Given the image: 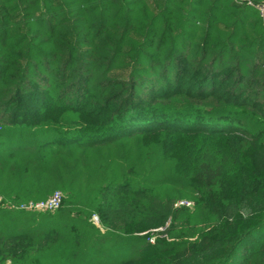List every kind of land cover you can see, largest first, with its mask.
<instances>
[{
	"label": "trees",
	"instance_id": "1",
	"mask_svg": "<svg viewBox=\"0 0 264 264\" xmlns=\"http://www.w3.org/2000/svg\"><path fill=\"white\" fill-rule=\"evenodd\" d=\"M0 196V264H264L260 13L0 0Z\"/></svg>",
	"mask_w": 264,
	"mask_h": 264
},
{
	"label": "built area",
	"instance_id": "2",
	"mask_svg": "<svg viewBox=\"0 0 264 264\" xmlns=\"http://www.w3.org/2000/svg\"><path fill=\"white\" fill-rule=\"evenodd\" d=\"M236 1L254 7L260 13L264 21V3H257L254 0H236ZM63 200H64V194L62 193V191H57L52 196H50L48 199L44 201L25 203V204H21L20 206L18 207L16 206V207L20 209L32 210V211L34 210L35 211H57L62 206ZM1 201H2V197L0 196V202ZM192 205L193 203L187 200L179 201L176 204V206H190V207ZM8 206H10V204ZM94 220L98 221L99 219L97 216H94ZM150 240L151 242H154L155 238L152 237Z\"/></svg>",
	"mask_w": 264,
	"mask_h": 264
},
{
	"label": "rangeland",
	"instance_id": "3",
	"mask_svg": "<svg viewBox=\"0 0 264 264\" xmlns=\"http://www.w3.org/2000/svg\"><path fill=\"white\" fill-rule=\"evenodd\" d=\"M251 210H252V208L251 207H248V208H246V211L245 212L246 213H249ZM94 222H96V224L99 223V221H97V220H95ZM160 230H163V229H159L158 232L154 233L152 237L153 238H156V236H158L159 234H161V231Z\"/></svg>",
	"mask_w": 264,
	"mask_h": 264
}]
</instances>
